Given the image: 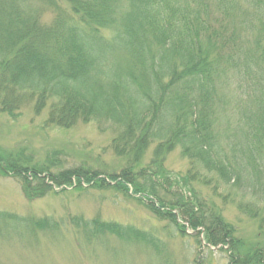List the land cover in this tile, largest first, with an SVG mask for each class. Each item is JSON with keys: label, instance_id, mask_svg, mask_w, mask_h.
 I'll return each mask as SVG.
<instances>
[{"label": "trees", "instance_id": "16d2710c", "mask_svg": "<svg viewBox=\"0 0 264 264\" xmlns=\"http://www.w3.org/2000/svg\"><path fill=\"white\" fill-rule=\"evenodd\" d=\"M31 1L49 8V25L25 7ZM63 1L69 9L0 0V112L30 107L47 127L92 123L123 165L54 173L0 153V175L15 177L30 200L74 183L130 186L177 231L178 218L198 243L203 234L207 246L224 247L229 264H264V245L244 246L216 201L252 220L264 210V187L261 204L245 200L264 180V0ZM148 150L154 159L143 165ZM174 151L187 162L180 178L163 168ZM3 218L1 227L13 219Z\"/></svg>", "mask_w": 264, "mask_h": 264}, {"label": "rangeland", "instance_id": "374dc122", "mask_svg": "<svg viewBox=\"0 0 264 264\" xmlns=\"http://www.w3.org/2000/svg\"><path fill=\"white\" fill-rule=\"evenodd\" d=\"M57 3L69 9L63 0ZM24 4L41 13V23L52 22L49 8L43 9L39 1ZM45 117L35 115L30 107L19 109L14 117L0 112V153L30 156L54 173L77 165L118 173L123 163L109 149L108 134L99 133L92 123H76L70 129L47 127ZM153 159L148 150L142 164ZM163 168L165 175L180 178L187 162L174 151L164 158ZM255 184L257 194L251 192L245 200L261 204L258 195L263 194L264 180ZM128 188L124 193L74 183L53 186L44 197L30 200L15 177L0 175V215L13 218L9 225L0 226V264H229L227 254L220 251L224 247L207 250L193 231L181 227L178 218L179 231ZM216 201L222 218L244 246L264 245L259 229L264 210L258 220H252L239 213L235 204ZM95 220L103 228L94 230ZM37 222L46 227L39 230Z\"/></svg>", "mask_w": 264, "mask_h": 264}]
</instances>
